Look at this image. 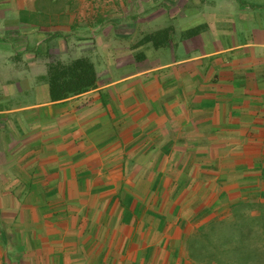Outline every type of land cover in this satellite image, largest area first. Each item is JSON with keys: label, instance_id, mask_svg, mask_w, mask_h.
I'll list each match as a JSON object with an SVG mask.
<instances>
[{"label": "crops", "instance_id": "1", "mask_svg": "<svg viewBox=\"0 0 264 264\" xmlns=\"http://www.w3.org/2000/svg\"><path fill=\"white\" fill-rule=\"evenodd\" d=\"M62 1L0 0V78L17 75L19 48H63L60 66L82 59L96 74L52 100L47 70L30 90L45 98L0 103V264H192L196 230L264 206V51L233 45L112 78L101 49L128 42L76 29Z\"/></svg>", "mask_w": 264, "mask_h": 264}, {"label": "rangeland", "instance_id": "2", "mask_svg": "<svg viewBox=\"0 0 264 264\" xmlns=\"http://www.w3.org/2000/svg\"><path fill=\"white\" fill-rule=\"evenodd\" d=\"M63 2L77 14L76 29L94 30L99 40L117 42L123 38L128 42L124 43L127 45L124 48L101 49L105 58L108 54L109 60L114 62L107 65L111 73L116 71L112 78L146 70L140 79H148L159 75L156 70L161 65H171L178 59L198 55L202 56L196 59H202L206 57L203 54L209 52H214L212 59H216L223 55L222 49L233 45H241V54L255 49L264 51L254 46L264 44V0ZM120 30L129 35H121ZM192 32L196 34L191 35ZM149 36H154V40H147ZM44 54L39 48L24 51L17 49L13 65L17 75L9 72L12 75H1L0 78L2 106H22L45 98L41 87L38 96L30 93L31 87L34 90L37 82H43L42 73L47 70L52 73L55 68H63L59 65V56L64 57L65 51L63 48H55ZM72 56L69 54L68 61ZM121 59L127 64L128 61L132 63L124 69L126 71L118 73L115 62ZM0 135L2 140L7 139L9 128L2 130ZM246 203L226 215L210 220L194 232L199 243L193 248L187 245L190 256L187 259L192 264H264V206L255 200Z\"/></svg>", "mask_w": 264, "mask_h": 264}, {"label": "trees", "instance_id": "3", "mask_svg": "<svg viewBox=\"0 0 264 264\" xmlns=\"http://www.w3.org/2000/svg\"><path fill=\"white\" fill-rule=\"evenodd\" d=\"M147 40H154V36L147 37ZM59 71L70 75H56ZM52 73L49 80L52 100L68 98L70 95L95 87L96 84L94 66L86 60L78 59L67 67L55 68Z\"/></svg>", "mask_w": 264, "mask_h": 264}]
</instances>
